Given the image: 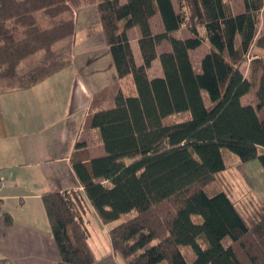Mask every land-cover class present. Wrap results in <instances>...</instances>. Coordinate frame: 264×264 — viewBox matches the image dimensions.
I'll return each mask as SVG.
<instances>
[{"label": "trees", "instance_id": "16d2710c", "mask_svg": "<svg viewBox=\"0 0 264 264\" xmlns=\"http://www.w3.org/2000/svg\"><path fill=\"white\" fill-rule=\"evenodd\" d=\"M82 1L0 0L2 91L32 88L72 64L76 22L63 16ZM88 1L97 6L117 79L132 84L116 93L111 108L101 109L108 89L92 98L82 129L99 130L105 154L75 162L84 191L42 196L60 264H94L84 219L88 202L105 225L133 213L109 231L113 251L127 264H264V207L245 218L228 192L207 191L229 169L223 150L241 163L258 160L264 169V64L258 52L251 54L264 51V30L258 32L264 0H243L241 13L232 0H176L177 7L173 0ZM134 28L141 64L129 37ZM184 28L189 37L177 35ZM163 44L170 49L159 52ZM202 45L209 51L198 73L191 52ZM40 53L39 64L19 72ZM248 57L245 77L239 65ZM156 60L162 75L154 77ZM247 95L251 102L244 105ZM182 112L190 118L165 123ZM4 222L13 223L10 214ZM187 247L192 262L183 253Z\"/></svg>", "mask_w": 264, "mask_h": 264}, {"label": "crops", "instance_id": "0c3cea01", "mask_svg": "<svg viewBox=\"0 0 264 264\" xmlns=\"http://www.w3.org/2000/svg\"><path fill=\"white\" fill-rule=\"evenodd\" d=\"M86 2L76 9L85 8ZM75 22L77 28L78 19ZM138 36V28L129 33L141 64ZM70 51L72 64L66 69L32 88L0 92V264H60L42 196L72 188L84 191L74 173L75 162L105 154L99 130L82 129L92 98L108 89L101 109L111 108L112 97L114 102L116 93L132 84L128 78L117 79L100 22L88 25L84 38L77 28ZM88 207L84 219L94 264H127L113 251V226L103 224L89 202ZM6 213L11 225L4 222Z\"/></svg>", "mask_w": 264, "mask_h": 264}, {"label": "rangeland", "instance_id": "374dc122", "mask_svg": "<svg viewBox=\"0 0 264 264\" xmlns=\"http://www.w3.org/2000/svg\"><path fill=\"white\" fill-rule=\"evenodd\" d=\"M86 1V0H84ZM175 2V5L177 7L178 3L176 0H173ZM86 7L82 6L81 10L78 11L76 8L73 10L72 13H66L64 14V18H74L75 21L78 19V36L84 38L85 32L87 30L88 25H94L95 23L100 22V16L97 10L96 6L88 4L86 2ZM232 7L235 13H241L243 12V0H232ZM87 14L89 17H87ZM79 15V16H76ZM264 15V11L261 13L260 16V24L258 28L259 34L263 33L264 25L262 20V16ZM37 19L44 24L48 23V19L46 16L43 15V13H37L36 14ZM152 25L154 27L155 32H159L162 30V26L160 25V21L158 17H155ZM84 34V35H83ZM258 34V36H259ZM179 36L189 37L188 32L186 29H182V31H179L177 33ZM135 35L131 34V37L133 38ZM79 38V37H78ZM60 46L56 45L55 49H58ZM170 47L168 44H163L159 47V52H164L169 50ZM209 51V48L206 45L200 46L199 49L193 50L191 52V57L193 58L194 62V68L198 73H201L200 68V61L202 59V56ZM101 52V51H100ZM251 54H255L258 52V57H260L264 64V51L261 50H252ZM255 54V57L256 55ZM42 53L37 54L33 56L32 58L24 61L22 63V66L19 68V72L28 70L30 68H33V66L40 63V60L42 58ZM253 57H248L244 62H242L240 66V70L243 73L245 77H249L251 74V63H252ZM158 63V62H157ZM154 64V66L151 69V75L154 77H157V75H162V70L160 63ZM2 91L3 89L0 88ZM7 91V90H6ZM114 97V96H113ZM113 97L109 101L108 105L111 106L113 103ZM204 97L207 102L208 97L207 94H204ZM245 104H248L251 102V97L247 95L243 98ZM259 117L264 118V109L262 111H259ZM190 118V113L188 112H182L181 114H175L171 115L170 117L166 118L164 121L166 124L170 123H178L185 119ZM223 157L226 162V164L229 166L228 171L225 172L221 177H217V180L209 185L207 188V191L210 193H218L220 191H225L230 194L232 201L235 202L238 210L242 212L245 218H248L250 215H258L260 211H262V208L264 207V169L263 166L260 165V162L258 160L250 161L249 163H241L237 156H235L233 153H231L228 149L223 150ZM128 162L132 163L134 162L133 159L127 158ZM260 210V211H259ZM133 213H129L128 215L122 216L121 219H119L117 222L111 224L112 226L118 225V223L124 222L129 220ZM225 244L228 245L229 240L226 239ZM183 253L186 255V258L192 262L194 259V253L193 250L189 247L184 248ZM161 264H167L166 262H163Z\"/></svg>", "mask_w": 264, "mask_h": 264}]
</instances>
